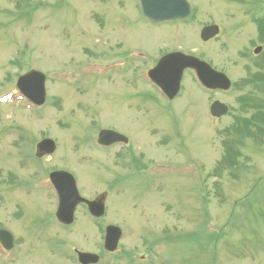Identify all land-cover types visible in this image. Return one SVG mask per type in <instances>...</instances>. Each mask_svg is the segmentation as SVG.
I'll return each mask as SVG.
<instances>
[{
    "label": "rangeland",
    "instance_id": "374dc122",
    "mask_svg": "<svg viewBox=\"0 0 264 264\" xmlns=\"http://www.w3.org/2000/svg\"><path fill=\"white\" fill-rule=\"evenodd\" d=\"M187 1L190 21L156 26L143 19L136 0H0V229L14 241L13 251L0 248V264H66L73 248L102 250L101 234L84 224L90 220L82 210L75 230L41 231L52 227L56 201L33 183L56 169L73 175L81 195L107 194L101 223L119 227L122 237L102 264H264V105L240 116L256 127L239 137L245 148L238 176L227 168L217 175L220 133L238 114V94L204 93L185 72L182 94L167 100L146 78L173 51L200 58L232 82L257 71L242 55L264 49L254 23L264 0ZM212 24L219 34L204 43L200 32ZM141 53L142 61L131 56ZM125 60L128 69L91 75L106 70L91 63ZM30 70L47 76V102L37 110L26 109L14 92ZM64 76L68 85L59 80ZM6 95L13 97L1 102ZM255 96L262 97L247 86L244 103H255ZM215 100L231 115L212 118ZM103 131L124 136L127 147L100 150L95 139ZM43 138L55 141L56 151L38 158ZM117 154L129 158L131 169L118 165ZM154 164L173 168L162 177L137 176ZM126 175L127 182L116 184ZM192 234V244L166 243Z\"/></svg>",
    "mask_w": 264,
    "mask_h": 264
},
{
    "label": "water",
    "instance_id": "95a60500",
    "mask_svg": "<svg viewBox=\"0 0 264 264\" xmlns=\"http://www.w3.org/2000/svg\"><path fill=\"white\" fill-rule=\"evenodd\" d=\"M143 14L154 22H164L169 20L185 19L190 14V7L185 0H138ZM219 32L217 26H210L201 32L203 41H208ZM261 48L255 50L258 54ZM187 68L195 69L198 73L200 81L209 88H228L229 82L227 78L220 73L213 71L209 65L201 62L193 57L185 56L180 53L170 54L164 57L150 72L151 79L159 84L167 93L170 99H173L179 92L180 81L183 71ZM45 79L42 74L32 71L22 76L17 83L18 89L34 102L36 105H42L45 102ZM228 112V108L219 102H215L211 106V114L214 117H221ZM124 138L116 133L103 131L99 135L100 144H110ZM126 141V140H125ZM41 152L51 154L55 149V144L51 140H45L38 145ZM52 180L56 184L60 193L59 219L66 223L72 220V214L76 205L80 202L79 195L76 190L75 181L71 175L59 172L51 175ZM101 203V202H100ZM89 203V209L95 216L103 215L104 208L102 203ZM121 235V231L117 227H108L105 237V249L114 251ZM0 240L6 249L11 248L12 238L6 232H0ZM98 258L92 255L81 254L80 261L83 264L96 262Z\"/></svg>",
    "mask_w": 264,
    "mask_h": 264
},
{
    "label": "trees",
    "instance_id": "16d2710c",
    "mask_svg": "<svg viewBox=\"0 0 264 264\" xmlns=\"http://www.w3.org/2000/svg\"><path fill=\"white\" fill-rule=\"evenodd\" d=\"M261 21V20H260ZM259 20H257V24H258V35H259V41L261 43H264V22ZM263 65H264V55H263ZM264 68V67H263ZM264 80V78H256L253 77V81H261ZM239 87L241 85H238ZM244 99L240 98V103L245 107V109L249 108V109H255L257 107H260L257 103H249L246 104L244 103ZM252 123L251 122H243L240 118L236 119V124L233 127L235 129V134L238 135L239 137L241 135H248L249 136V130H251L253 127L255 128L256 126L253 125L252 127ZM259 126L261 127L259 131V134L261 135L262 133L264 134V125L263 124H259ZM258 133V132H257ZM239 140H231L228 141L226 143H224V158L223 161L219 163L218 165V170H223L225 168H227V170H231V168H237L239 167V161L237 160L238 157L241 155V150L239 147H237L239 145ZM193 240H195V235H188L186 237V239L184 241H189V242H193Z\"/></svg>",
    "mask_w": 264,
    "mask_h": 264
},
{
    "label": "flooded vegetation",
    "instance_id": "af4514ba",
    "mask_svg": "<svg viewBox=\"0 0 264 264\" xmlns=\"http://www.w3.org/2000/svg\"><path fill=\"white\" fill-rule=\"evenodd\" d=\"M148 171H149V173H150V169H147ZM155 172V171H154ZM152 175H154V176H160V174H158V173H152ZM41 176L42 175H39L38 177H37V179H36V181L33 183V189L35 190V191H42V190H44V188L42 187V188H38L37 186L39 185V183L42 181V178H41ZM48 176H49V174H48ZM49 179V178H48ZM152 185V181L150 182V186ZM54 192H55V190H54ZM55 194H56V192H55ZM95 198V197H94ZM93 198V199H94ZM56 199H57V203H58V198H57V196H56ZM78 207H80L81 209H83L85 212H88V209H87V206L85 205V204H82V205H79ZM85 218H88L87 216L85 217ZM92 218V217H91ZM54 220L55 221H53L52 220V226L53 227H55L56 229H60V230H62V231H66V229H70L71 227H73L76 223H75V221H74V224H72V226L71 227H69V228H67L66 226H64V225H62V224H60L57 220H56V218H54ZM87 223H89L91 226L92 225H94V226H97V222H96V220L95 219H91V221L90 222H84V224H87ZM51 226H44L42 229H41V231H43L44 233H45V236H46V230H49V228H50ZM99 257H100V262L102 261H104V259L107 257V255L106 254H104V253H101V254H99ZM66 261L67 262H69L70 264H79L78 263V257H77V254L74 252V255H67L66 256ZM99 262V263H100Z\"/></svg>",
    "mask_w": 264,
    "mask_h": 264
}]
</instances>
